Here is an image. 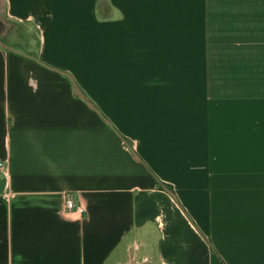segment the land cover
I'll return each mask as SVG.
<instances>
[{
  "label": "crops",
  "instance_id": "obj_1",
  "mask_svg": "<svg viewBox=\"0 0 264 264\" xmlns=\"http://www.w3.org/2000/svg\"><path fill=\"white\" fill-rule=\"evenodd\" d=\"M1 1L0 264H264V0Z\"/></svg>",
  "mask_w": 264,
  "mask_h": 264
},
{
  "label": "rangeland",
  "instance_id": "obj_2",
  "mask_svg": "<svg viewBox=\"0 0 264 264\" xmlns=\"http://www.w3.org/2000/svg\"><path fill=\"white\" fill-rule=\"evenodd\" d=\"M3 15H4L3 4H2V1L0 0V19H1L0 36L5 37V39H8L9 41H12V42L15 41L19 43L20 41H23V39H25L24 34H29V35H26V37H28L29 41L32 42L33 45H35V42L37 41V38H36L37 36L33 30L25 31L23 28H17L14 25H5L4 22H6L7 20H5ZM29 31L30 33H27ZM19 45L21 46V44ZM97 83H102V80L97 81Z\"/></svg>",
  "mask_w": 264,
  "mask_h": 264
},
{
  "label": "water",
  "instance_id": "obj_3",
  "mask_svg": "<svg viewBox=\"0 0 264 264\" xmlns=\"http://www.w3.org/2000/svg\"><path fill=\"white\" fill-rule=\"evenodd\" d=\"M0 46L3 47V48H9V47L6 46L1 40H0ZM17 52H19V51H17ZM19 53H20V52H19ZM50 69H52V68H50ZM52 70L56 71L55 69H52ZM73 85H74V87H75V89H76L77 94H78L82 99H84L83 96H82V94L79 92V90H78V88H77V86H76V84H75L74 82H73ZM90 107H91L93 110H95V111L101 116V118L103 119V116L101 115V113L99 112V110H97L93 105H90Z\"/></svg>",
  "mask_w": 264,
  "mask_h": 264
},
{
  "label": "built area",
  "instance_id": "obj_4",
  "mask_svg": "<svg viewBox=\"0 0 264 264\" xmlns=\"http://www.w3.org/2000/svg\"><path fill=\"white\" fill-rule=\"evenodd\" d=\"M72 207H73V201H72V199L69 197V198H67V200H66V208H67L68 210H70Z\"/></svg>",
  "mask_w": 264,
  "mask_h": 264
}]
</instances>
